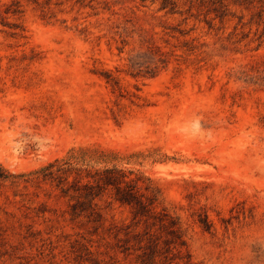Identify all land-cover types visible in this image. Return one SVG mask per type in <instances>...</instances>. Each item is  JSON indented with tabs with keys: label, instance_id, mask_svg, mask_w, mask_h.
Wrapping results in <instances>:
<instances>
[{
	"label": "rangeland",
	"instance_id": "374dc122",
	"mask_svg": "<svg viewBox=\"0 0 264 264\" xmlns=\"http://www.w3.org/2000/svg\"><path fill=\"white\" fill-rule=\"evenodd\" d=\"M164 1L0 0V264H264V0Z\"/></svg>",
	"mask_w": 264,
	"mask_h": 264
},
{
	"label": "trees",
	"instance_id": "16d2710c",
	"mask_svg": "<svg viewBox=\"0 0 264 264\" xmlns=\"http://www.w3.org/2000/svg\"><path fill=\"white\" fill-rule=\"evenodd\" d=\"M167 5L165 0L162 8ZM92 161L99 162L100 160L91 154V149L73 148L66 156L57 158L42 168L45 178L57 176L67 179L70 175L75 176L74 183L63 189L64 193L77 200L73 204V216L84 214L88 217L94 215L102 218V214L95 208L97 206L96 198L108 187L115 190V201L121 204L136 205L142 211H147V206L139 199L131 183L133 178L129 179L123 169L116 167L89 168ZM153 199H149L150 203L154 202Z\"/></svg>",
	"mask_w": 264,
	"mask_h": 264
}]
</instances>
